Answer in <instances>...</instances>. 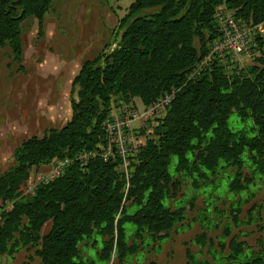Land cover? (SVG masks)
I'll use <instances>...</instances> for the list:
<instances>
[{
	"label": "trees",
	"instance_id": "obj_1",
	"mask_svg": "<svg viewBox=\"0 0 264 264\" xmlns=\"http://www.w3.org/2000/svg\"><path fill=\"white\" fill-rule=\"evenodd\" d=\"M52 1L0 0V48L7 45L20 62L21 22L34 17L42 31ZM221 5L248 24L264 22V0H133L119 20L122 32L116 46L84 59L73 77L70 119L42 136L23 139L13 150L14 163L0 171V255L14 257L26 247L35 249L38 264H91L77 260L78 245L96 230L104 237L99 256L107 263L114 256L112 264H123L137 251L136 242H127L126 222L135 225L139 237L146 232L163 239L185 219V206L163 204L180 186L169 171L172 156L175 175L192 176L195 187L199 179L205 182L210 177L201 168L214 175L219 167H235L228 182V191L235 195L249 188L254 173L264 184V37L257 39L259 54L250 63L226 68L214 60L196 77H187L219 36L215 11ZM143 10L148 11L140 14ZM171 89L175 93L166 113L152 127L127 179L117 167L118 159L93 157L85 166L73 161L59 177L24 196L33 166L74 157L103 140L102 122L112 102L137 97L149 104ZM232 111L252 119L255 135L228 127ZM245 150L250 168L241 159ZM247 200L240 197L232 205L235 226L261 218L258 205L246 221L239 220ZM7 204L10 207L4 209ZM224 231L229 235L231 228L225 226ZM195 241L204 245L205 234ZM228 248L223 258L234 262L246 246L232 236ZM187 256L190 264H208L189 252ZM243 259L239 264H264V242L259 240L258 249H249Z\"/></svg>",
	"mask_w": 264,
	"mask_h": 264
},
{
	"label": "rangeland",
	"instance_id": "obj_2",
	"mask_svg": "<svg viewBox=\"0 0 264 264\" xmlns=\"http://www.w3.org/2000/svg\"><path fill=\"white\" fill-rule=\"evenodd\" d=\"M133 0H54L44 15L42 31L37 20L26 17L20 24L23 45L22 60L14 59L6 45L0 48V171L14 163L13 150L31 136H42L49 128H59L71 117L69 104L71 81L84 59L93 58L101 51L108 52L116 46L122 29L119 20L127 13ZM143 10L140 14L147 12ZM264 37V30H263ZM251 62V61H250ZM249 62V63H250ZM137 103L138 98L135 99ZM140 103V102H139ZM228 127L243 130L248 136L255 135L250 117L242 119L232 111L227 118ZM150 136L151 133L149 134ZM241 159L250 168V158L245 150ZM176 157L172 156L169 171L180 186L170 192L163 204L170 208L185 206V219L161 239L143 232L135 235V225L124 224L128 244L137 243V251L127 256L123 264H190L187 253L196 261L208 264H239L249 249H258L259 240L264 242V184L258 173L253 174L249 188L235 195L228 191V182L235 167L217 168L205 182L199 179L196 187L192 176L175 175ZM223 162H220L222 165ZM46 166H33L31 181ZM243 173L252 172L243 168ZM198 177V173L195 174ZM30 196V193L24 194ZM248 197L241 205L239 220L246 221L253 206H261V218L252 223L235 226L232 222V205L239 198ZM192 203V204H191ZM132 211V209H130ZM50 223L42 229L45 233ZM229 226L231 232L225 234ZM205 234L204 245L197 244L195 237ZM232 236L245 242V252L234 262L223 258L230 252L228 242ZM223 244L220 245V242ZM104 237L96 230L79 243L81 263H107L99 256ZM34 248H22L14 257L0 255V264H38Z\"/></svg>",
	"mask_w": 264,
	"mask_h": 264
},
{
	"label": "built area",
	"instance_id": "obj_3",
	"mask_svg": "<svg viewBox=\"0 0 264 264\" xmlns=\"http://www.w3.org/2000/svg\"><path fill=\"white\" fill-rule=\"evenodd\" d=\"M215 18L219 36L213 40L208 54L189 72L188 78L199 75L210 61H219L226 68L241 67L259 54L257 39L263 37L264 22L248 24L236 18L233 11L223 5L217 7ZM174 93L175 89H171L149 104H144L139 98L140 103H137V97L129 101L112 102L102 122L103 140L94 149L79 151L74 157L53 158L45 163L46 168L37 173L34 181H31L30 174L23 194L29 192L31 195L38 184L59 177L73 161L85 166L93 157L102 160L118 159L117 167L127 179L131 164L137 162L141 147L150 137L152 127L165 115ZM9 207L10 204H7L4 209Z\"/></svg>",
	"mask_w": 264,
	"mask_h": 264
}]
</instances>
